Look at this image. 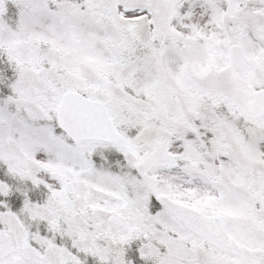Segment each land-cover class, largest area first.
I'll return each instance as SVG.
<instances>
[{
  "label": "snow or ice",
  "instance_id": "6c2138e0",
  "mask_svg": "<svg viewBox=\"0 0 264 264\" xmlns=\"http://www.w3.org/2000/svg\"><path fill=\"white\" fill-rule=\"evenodd\" d=\"M0 264H264V0H0Z\"/></svg>",
  "mask_w": 264,
  "mask_h": 264
}]
</instances>
